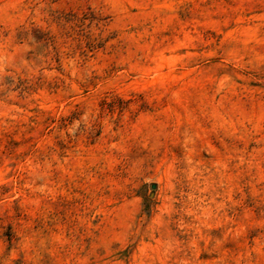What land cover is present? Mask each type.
<instances>
[{
  "label": "clouds",
  "instance_id": "clouds-1",
  "mask_svg": "<svg viewBox=\"0 0 264 264\" xmlns=\"http://www.w3.org/2000/svg\"><path fill=\"white\" fill-rule=\"evenodd\" d=\"M0 264H264V0H0Z\"/></svg>",
  "mask_w": 264,
  "mask_h": 264
}]
</instances>
